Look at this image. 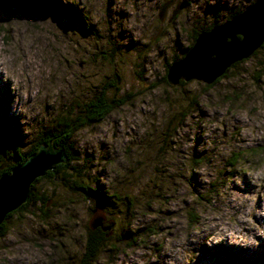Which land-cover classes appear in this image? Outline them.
<instances>
[{
    "label": "rangeland",
    "instance_id": "rangeland-1",
    "mask_svg": "<svg viewBox=\"0 0 264 264\" xmlns=\"http://www.w3.org/2000/svg\"><path fill=\"white\" fill-rule=\"evenodd\" d=\"M166 1L0 0L1 140L29 150L113 73L128 94L73 136L89 193L39 182L46 215L6 221L0 264H76L90 207L113 220L93 264H264V46L209 87L163 79L194 29L254 0H188L174 17L171 0L160 20Z\"/></svg>",
    "mask_w": 264,
    "mask_h": 264
},
{
    "label": "water",
    "instance_id": "water-1",
    "mask_svg": "<svg viewBox=\"0 0 264 264\" xmlns=\"http://www.w3.org/2000/svg\"><path fill=\"white\" fill-rule=\"evenodd\" d=\"M188 3V0L176 1L172 17L186 8ZM171 4L172 1L169 0L161 6L157 13L160 20L164 18L166 9ZM263 42L264 0H254L224 21L200 30L184 54L170 63L166 80L170 85H177L181 80L211 83L232 64L249 57ZM65 161L66 155L62 148H54L51 144L40 145L37 151L21 164L14 166L9 173L2 174L0 225L8 213L19 208L27 200L30 184L36 178ZM91 212L95 216L88 221V228L94 230L99 227L108 236L113 220H107L101 208L96 207Z\"/></svg>",
    "mask_w": 264,
    "mask_h": 264
},
{
    "label": "trees",
    "instance_id": "trees-1",
    "mask_svg": "<svg viewBox=\"0 0 264 264\" xmlns=\"http://www.w3.org/2000/svg\"><path fill=\"white\" fill-rule=\"evenodd\" d=\"M233 14L234 12L228 14L227 17H230ZM208 28H210L209 25L194 29L190 36V42L187 48L192 45L197 33L200 30ZM263 46L264 42L256 51L253 52V54H256ZM108 54L109 58L106 59H111L112 54ZM103 57L105 58L107 56ZM174 60L176 59L174 58ZM242 61L243 60L235 62L213 82L205 84L208 87L213 85L215 82L219 81L231 67L236 66ZM163 79L166 81V77ZM186 82L187 81L181 80L177 85H184ZM119 87L120 82L116 73H113L110 78L102 80L99 86L95 88L86 100L76 104L71 111L57 115L56 120L52 126L48 128L46 133L39 138L33 147L25 152H21L19 148L17 150L18 143L15 140L11 138H5L3 140L0 139V176L2 174L9 173L14 166L21 164L29 155L36 152L40 145L47 146L48 144H51L54 148H62L66 155L65 162L56 164L52 170H48L45 175L36 178L30 184L27 200L19 208L6 215L0 225V235H3L7 230L6 221L16 212L19 213L21 211H27V206L38 204V208L42 214L46 215L43 208L48 203L50 198L48 196L46 197L43 192L39 193V190L36 187V185L42 180L48 179L49 181H58L61 186L66 188V190L74 193L86 195L89 193V190L91 189L90 185H93L95 182H89L90 179L87 177L82 167L83 163L80 165L76 164L79 157L74 154L73 136L80 128L90 126L94 122L100 121L107 114L128 100L126 97V95H128L127 93H117L119 91ZM6 135L9 137L7 132ZM10 150L15 152V156L10 154ZM241 153L242 151H237L234 154L232 153L230 158L226 161V166L234 167L236 162L240 159ZM92 209H94V207H90L89 211L91 212ZM104 235L105 232H103L100 228L95 230H86L84 251L76 264H93L95 262L100 246L106 241ZM230 252L233 253L232 251Z\"/></svg>",
    "mask_w": 264,
    "mask_h": 264
},
{
    "label": "clouds",
    "instance_id": "clouds-1",
    "mask_svg": "<svg viewBox=\"0 0 264 264\" xmlns=\"http://www.w3.org/2000/svg\"><path fill=\"white\" fill-rule=\"evenodd\" d=\"M255 179L257 182L264 184V169H261V171L255 175Z\"/></svg>",
    "mask_w": 264,
    "mask_h": 264
},
{
    "label": "flooded vegetation",
    "instance_id": "flooded-vegetation-1",
    "mask_svg": "<svg viewBox=\"0 0 264 264\" xmlns=\"http://www.w3.org/2000/svg\"><path fill=\"white\" fill-rule=\"evenodd\" d=\"M104 215H106V214L104 213ZM106 217H107V216H106ZM97 228H99V227H97ZM97 228H96V229H97ZM88 229H89V228H88ZM89 230H90V229H89ZM94 230H95V229H94Z\"/></svg>",
    "mask_w": 264,
    "mask_h": 264
},
{
    "label": "bare ground",
    "instance_id": "bare-ground-1",
    "mask_svg": "<svg viewBox=\"0 0 264 264\" xmlns=\"http://www.w3.org/2000/svg\"><path fill=\"white\" fill-rule=\"evenodd\" d=\"M5 77V76H4Z\"/></svg>",
    "mask_w": 264,
    "mask_h": 264
}]
</instances>
